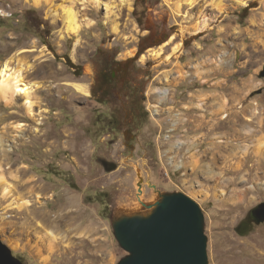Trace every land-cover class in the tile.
I'll return each instance as SVG.
<instances>
[{"label": "rangeland", "instance_id": "374dc122", "mask_svg": "<svg viewBox=\"0 0 264 264\" xmlns=\"http://www.w3.org/2000/svg\"><path fill=\"white\" fill-rule=\"evenodd\" d=\"M44 1L0 0V68L39 86L34 117L0 98L1 241L23 264H118L113 221L183 192L208 264H264V223L237 231L264 202V0Z\"/></svg>", "mask_w": 264, "mask_h": 264}, {"label": "water", "instance_id": "95a60500", "mask_svg": "<svg viewBox=\"0 0 264 264\" xmlns=\"http://www.w3.org/2000/svg\"><path fill=\"white\" fill-rule=\"evenodd\" d=\"M148 209L113 221L114 236L128 253L118 264H208L205 214L196 201L183 192L165 193ZM251 223H264V202L237 231L247 233ZM0 264H23L1 239Z\"/></svg>", "mask_w": 264, "mask_h": 264}, {"label": "bare ground", "instance_id": "6f19581e", "mask_svg": "<svg viewBox=\"0 0 264 264\" xmlns=\"http://www.w3.org/2000/svg\"><path fill=\"white\" fill-rule=\"evenodd\" d=\"M124 4H130V0H121ZM225 0H219L218 4L222 5ZM53 0H45L44 3L48 5L53 4ZM196 0H190L189 4H194ZM53 7V6H50ZM62 11L64 12V21L68 25L69 33L77 35L79 33L80 27L77 22V13H75L73 7H65L63 6ZM57 11V10H56ZM57 16V15H55ZM14 58L7 59L0 68V98L3 101L9 103V105H13L15 103L16 96H23L26 98V105L28 106V110L31 116H35L34 113V102L32 100V96L36 90L39 89L38 84L28 82L26 80V71L25 66H14L13 65ZM27 70V69H26ZM73 88L76 92L81 94L87 93V86L83 83H73ZM161 95V99L165 97L167 91L159 92ZM19 127V126H18ZM24 127V125H21ZM17 128V127H16ZM20 129V128H19ZM4 157L5 159H9V155L6 151L0 150V158ZM11 192L10 187L7 185L5 188V193L9 194ZM19 204V203H18Z\"/></svg>", "mask_w": 264, "mask_h": 264}, {"label": "trees", "instance_id": "16d2710c", "mask_svg": "<svg viewBox=\"0 0 264 264\" xmlns=\"http://www.w3.org/2000/svg\"><path fill=\"white\" fill-rule=\"evenodd\" d=\"M145 1H146V0H139L138 3H144ZM137 5H138V4H137ZM136 8H137V7H136ZM146 48H147V47H146ZM146 48H142V47H141L139 54L142 53Z\"/></svg>", "mask_w": 264, "mask_h": 264}]
</instances>
